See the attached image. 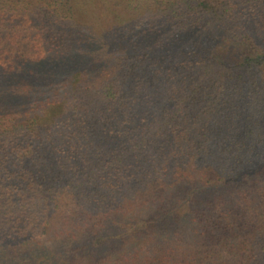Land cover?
Here are the masks:
<instances>
[{
  "label": "trees",
  "instance_id": "1",
  "mask_svg": "<svg viewBox=\"0 0 264 264\" xmlns=\"http://www.w3.org/2000/svg\"><path fill=\"white\" fill-rule=\"evenodd\" d=\"M0 264H264V0H0Z\"/></svg>",
  "mask_w": 264,
  "mask_h": 264
}]
</instances>
